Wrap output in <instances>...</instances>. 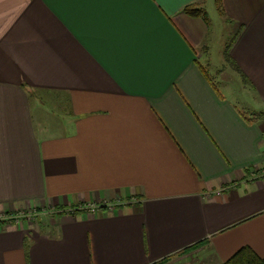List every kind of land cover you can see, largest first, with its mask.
<instances>
[{
  "label": "crops",
  "instance_id": "1",
  "mask_svg": "<svg viewBox=\"0 0 264 264\" xmlns=\"http://www.w3.org/2000/svg\"><path fill=\"white\" fill-rule=\"evenodd\" d=\"M27 209L0 264L264 258V0H0V213Z\"/></svg>",
  "mask_w": 264,
  "mask_h": 264
},
{
  "label": "trees",
  "instance_id": "2",
  "mask_svg": "<svg viewBox=\"0 0 264 264\" xmlns=\"http://www.w3.org/2000/svg\"><path fill=\"white\" fill-rule=\"evenodd\" d=\"M215 5L218 12L222 15L223 14V0H215ZM183 13L186 15L193 17V18H202L205 21H210L208 12L203 4H196L189 6L184 9ZM28 248V245H27ZM195 247H191L182 253L187 251L194 250ZM170 258L162 259L154 264H167ZM224 264H264V258L260 257L255 253L251 248L244 247L239 252H237L232 258H230Z\"/></svg>",
  "mask_w": 264,
  "mask_h": 264
},
{
  "label": "rangeland",
  "instance_id": "3",
  "mask_svg": "<svg viewBox=\"0 0 264 264\" xmlns=\"http://www.w3.org/2000/svg\"><path fill=\"white\" fill-rule=\"evenodd\" d=\"M212 13H213V10H211V13H209L211 15V17H213ZM230 29H231V25H227L223 29V31L225 32V35L223 37V40L225 41V43H224L223 47H225L229 43V40L231 38ZM221 62H222V59L218 58L217 60L214 61V66L218 65L219 63L221 64ZM233 75H234L235 79H233L231 83H228L230 86H227V87H229L230 91H232L233 93L235 92L236 98H240L239 92L233 91V88L236 90L238 88V90L240 89V92H244V90L242 89L243 85H242V83H240V79H239L238 75L236 73H234ZM222 87L226 88V86H224V85ZM244 98H246L249 101L253 100L252 98L247 97V96H245ZM37 210H39V209H37ZM33 215H34V217L35 216L36 217H35L34 221H31V223H33V222L37 223V222H39V219L41 220L43 217H45V218L50 217L49 215H51V214H47V212H45V215H42L41 211H36L35 213H33Z\"/></svg>",
  "mask_w": 264,
  "mask_h": 264
},
{
  "label": "built area",
  "instance_id": "4",
  "mask_svg": "<svg viewBox=\"0 0 264 264\" xmlns=\"http://www.w3.org/2000/svg\"><path fill=\"white\" fill-rule=\"evenodd\" d=\"M98 209L97 206H93L90 208L93 212ZM38 211L37 209H27V210H20L18 213H0V222L4 223L5 225H17L22 223V221L31 222L34 221L35 217L33 213Z\"/></svg>",
  "mask_w": 264,
  "mask_h": 264
}]
</instances>
